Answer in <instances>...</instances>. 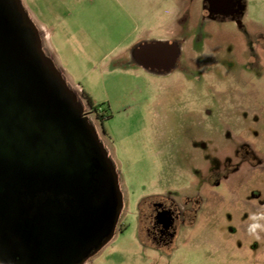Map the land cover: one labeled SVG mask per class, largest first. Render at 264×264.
I'll use <instances>...</instances> for the list:
<instances>
[{
	"label": "rangeland",
	"instance_id": "374dc122",
	"mask_svg": "<svg viewBox=\"0 0 264 264\" xmlns=\"http://www.w3.org/2000/svg\"><path fill=\"white\" fill-rule=\"evenodd\" d=\"M22 1L120 177L116 233L85 264H264V0L235 17L209 0ZM165 40L183 45L172 72L135 60ZM160 202L186 214L164 247L144 232Z\"/></svg>",
	"mask_w": 264,
	"mask_h": 264
},
{
	"label": "water",
	"instance_id": "95a60500",
	"mask_svg": "<svg viewBox=\"0 0 264 264\" xmlns=\"http://www.w3.org/2000/svg\"><path fill=\"white\" fill-rule=\"evenodd\" d=\"M45 41L22 0H0V264H85L124 207L116 166Z\"/></svg>",
	"mask_w": 264,
	"mask_h": 264
},
{
	"label": "flooded vegetation",
	"instance_id": "af4514ba",
	"mask_svg": "<svg viewBox=\"0 0 264 264\" xmlns=\"http://www.w3.org/2000/svg\"><path fill=\"white\" fill-rule=\"evenodd\" d=\"M205 7L216 16L225 14L228 17H235L239 12L238 0H209ZM236 25L243 27L244 24L243 21H237ZM159 43L164 44H156L158 47H153L141 56L146 61L144 64L147 68H153L155 71L159 70L163 74L172 72L181 63L183 56L182 41L165 40ZM262 46L264 47V41ZM252 55L253 57H258L256 53H252ZM143 58H140V60H143ZM96 114L93 111H88L86 116L90 118ZM185 215L183 210L174 204L165 202L154 203L151 207L150 223L144 232L155 246H168L177 237L178 227Z\"/></svg>",
	"mask_w": 264,
	"mask_h": 264
},
{
	"label": "trees",
	"instance_id": "16d2710c",
	"mask_svg": "<svg viewBox=\"0 0 264 264\" xmlns=\"http://www.w3.org/2000/svg\"><path fill=\"white\" fill-rule=\"evenodd\" d=\"M85 98L88 100V103H89V105L92 107V109H94V111H96V113H97V110L94 108V105H93L91 99H90L89 97H86V96H85ZM101 118H102V117H101Z\"/></svg>",
	"mask_w": 264,
	"mask_h": 264
},
{
	"label": "clouds",
	"instance_id": "9594fccd",
	"mask_svg": "<svg viewBox=\"0 0 264 264\" xmlns=\"http://www.w3.org/2000/svg\"><path fill=\"white\" fill-rule=\"evenodd\" d=\"M255 227H259V225H256Z\"/></svg>",
	"mask_w": 264,
	"mask_h": 264
}]
</instances>
